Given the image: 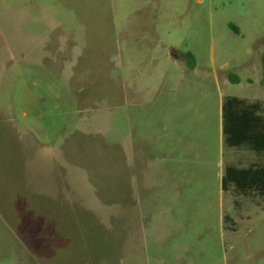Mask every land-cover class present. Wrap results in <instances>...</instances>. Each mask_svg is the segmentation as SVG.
Wrapping results in <instances>:
<instances>
[{"label": "rangeland", "instance_id": "obj_1", "mask_svg": "<svg viewBox=\"0 0 264 264\" xmlns=\"http://www.w3.org/2000/svg\"><path fill=\"white\" fill-rule=\"evenodd\" d=\"M264 0H0V264H264Z\"/></svg>", "mask_w": 264, "mask_h": 264}, {"label": "trees", "instance_id": "obj_2", "mask_svg": "<svg viewBox=\"0 0 264 264\" xmlns=\"http://www.w3.org/2000/svg\"><path fill=\"white\" fill-rule=\"evenodd\" d=\"M264 74V54L262 57ZM223 142L228 148L247 147L264 152V114L260 101L249 102L237 96H226L222 106ZM224 192L234 191L237 195L264 196V165L237 168L227 165L222 177Z\"/></svg>", "mask_w": 264, "mask_h": 264}, {"label": "crops", "instance_id": "obj_3", "mask_svg": "<svg viewBox=\"0 0 264 264\" xmlns=\"http://www.w3.org/2000/svg\"><path fill=\"white\" fill-rule=\"evenodd\" d=\"M240 98V97H239ZM243 99V98H242ZM242 148H247V147H240V148H230V149H242ZM247 150H248V152H251L252 150H250V149H248L247 148ZM254 152V151H253ZM260 154H263L264 155V152H262V153H260ZM257 164H259V165H264V162H259V163H257V162H251V163H249L247 166L246 165H239V167H237L236 165H234V164H229V165H232V166H235V167H237V168H248L249 166H251V165H257Z\"/></svg>", "mask_w": 264, "mask_h": 264}]
</instances>
